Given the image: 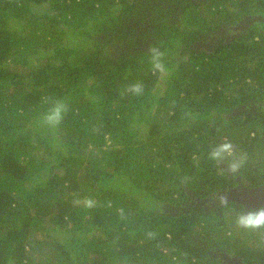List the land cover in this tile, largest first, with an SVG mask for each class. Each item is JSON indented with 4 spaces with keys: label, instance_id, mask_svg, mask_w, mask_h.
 <instances>
[{
    "label": "trees",
    "instance_id": "trees-1",
    "mask_svg": "<svg viewBox=\"0 0 264 264\" xmlns=\"http://www.w3.org/2000/svg\"><path fill=\"white\" fill-rule=\"evenodd\" d=\"M177 5L201 21L179 0H0V264H218L205 243L264 259L239 242H264V228L226 220L236 201H206L234 183L209 154L252 147L227 113L239 85L264 77L240 66L259 46H186L196 32ZM56 100L68 110L53 129L41 118Z\"/></svg>",
    "mask_w": 264,
    "mask_h": 264
},
{
    "label": "flooded vegetation",
    "instance_id": "flooded-vegetation-1",
    "mask_svg": "<svg viewBox=\"0 0 264 264\" xmlns=\"http://www.w3.org/2000/svg\"><path fill=\"white\" fill-rule=\"evenodd\" d=\"M184 1L189 3L191 10L195 11L198 9L202 13V19L205 17L211 19L210 22L199 21L203 25H200L199 29H193L196 33L192 37L193 40L188 42L186 46L191 43L194 49H204L207 52H214L220 45H229L230 48H233L234 46L242 47L241 42L243 43V46L248 44H252L253 47L259 46L255 50L256 53L250 57L249 61L243 65L240 64V66L241 68L246 67L251 71L261 69L264 72V0L257 1L253 6L248 5V2L238 4V0H226L230 1V5L227 4L225 6L223 4L221 7L220 5H217L220 0ZM184 1L179 0V2ZM208 5H212V11H222L223 15L226 16L216 17L213 13L207 14V12H209L207 10ZM176 8L180 10L177 19L178 22H180L179 24L181 25V30H184L183 27H188L187 31L190 33L191 30H189V28L196 24L197 20L195 22L189 21V19L184 18L181 13V6L177 5ZM204 11L205 13H203ZM184 40L182 41V44L185 42ZM143 46H145V49H151L149 42L144 43ZM253 61H256V64L252 65L251 62ZM258 76L260 75L258 74L257 77ZM252 77L256 78V74L251 75L242 83V85H239L237 88V94L233 99V102L236 101L238 104L227 114L229 116H235L234 120H243L244 127H242V129L244 128L246 131L247 129H250L252 132L250 141H252L253 138L256 141L264 139V84H262L259 88L252 89L251 84L254 80L250 82V86L247 85L248 81L251 80L250 78ZM262 78L264 79V77ZM255 141H252V143L254 144ZM262 155L261 161L258 160L256 163L249 162V166H241L235 173L229 169L228 172L230 171V174L227 173V175L229 176L233 174L234 183L213 192V194L206 199V201H209L207 206L211 209H215L216 205L214 203L221 202L220 197H226V192L229 193L233 189H238L241 183L243 184V187L264 186V154ZM248 167H250V169L247 170L248 174L244 175L245 172H247L246 169ZM246 194L247 193L245 192L240 193L239 190L236 192V195L239 197L249 198L245 197ZM250 200L251 202L248 204L239 203L236 199L230 200L236 201V204L241 207V210L238 212L235 208L226 209L225 211L228 212L227 215L233 211L239 214L241 211L264 206V194L257 195L256 198L252 197ZM227 201H229V199H227ZM221 205L219 204L217 207H221ZM228 233H230V231H228ZM239 242H241L240 245L242 246V242L245 241L240 240ZM261 243L264 244V242ZM204 246L208 248L210 257L217 260L218 264H228L227 255L239 256L249 264H264V259L260 258L258 255H252L256 258L255 260H253L252 257H250V259H245L240 252H238L239 249L236 248L235 243L227 245H209L208 243H205Z\"/></svg>",
    "mask_w": 264,
    "mask_h": 264
},
{
    "label": "clouds",
    "instance_id": "clouds-1",
    "mask_svg": "<svg viewBox=\"0 0 264 264\" xmlns=\"http://www.w3.org/2000/svg\"><path fill=\"white\" fill-rule=\"evenodd\" d=\"M152 69L153 71H165V65L162 62L163 53L157 48L151 49ZM132 91L139 93L142 90V86L137 84L132 86ZM68 110L67 103L63 100H56L52 103L51 107L41 118L42 124L50 128L55 129L62 122L65 113ZM210 158L216 161H222L229 157H236L235 149L233 144L224 142L218 145L210 154ZM244 157H236L230 162V169L232 172H236L244 162ZM220 201L223 204L227 203L226 197H220ZM85 206L92 207L94 202L89 199L86 200ZM238 226L248 229H259L264 228V206L259 208L241 211L236 219Z\"/></svg>",
    "mask_w": 264,
    "mask_h": 264
},
{
    "label": "rangeland",
    "instance_id": "rangeland-1",
    "mask_svg": "<svg viewBox=\"0 0 264 264\" xmlns=\"http://www.w3.org/2000/svg\"><path fill=\"white\" fill-rule=\"evenodd\" d=\"M257 1H262V0H238L237 1V3L239 4V3H242V2H248V5H250V6H253ZM40 8H42V9H44V6H40ZM209 9V8H208ZM201 21H205V22H210L211 21V19H208V18H204V19H200ZM200 25H203V24H201L200 22H198V24L196 23V24H194V25H192L190 28H189V30H193V29H199L200 28ZM81 43V42H80ZM91 46H92V48L91 49H93V48H95V45H94V43H91ZM90 46V47H91ZM180 47H182L181 45H180ZM167 52H166V56H168V54H170V55H172V56H175L176 54L174 53V52H172V51H170V50H166ZM169 52V53H168ZM251 64L252 65H254V64H256V61H253V62H251ZM241 65H243V64H241ZM168 73H167V71H166V69H165V71L164 72H161V78H162V84L165 86V79H164V76H166ZM251 80H249L248 81V84L247 85H249L250 84V82L251 81H253V83L251 84V88L252 89H256V88H259L262 84H264V79L261 77V76H258L257 77V75H256V78H250ZM250 86V85H249ZM252 126V125H251ZM250 130V129H249ZM252 141H255L254 140V138L252 139ZM234 149H235V147H234ZM236 151V150H235ZM262 154H264V139H260V140H256L255 142H254V144L252 143V147H250V152H249V154H246L247 155V157L245 158V160H244V162L243 163H248V161L249 162H253V163H256L258 160L259 161H261V156H263ZM245 155V156H246ZM240 156H243V155H236V157H240ZM236 157H229V158H227V163H230L231 161H232V159H234V158H236ZM244 157V156H243ZM248 169H250V167H248L247 169H246V171L248 170ZM248 174V171L247 172H245V174L244 175H247ZM172 210H173V208H171L170 209V211L172 212ZM175 212V211H174ZM226 215H224L225 216V219L226 220H228V219H231L233 216L232 215H230V214H235V216H236V219H237V216H238V213H236V212H231V213H229V215H227V213L228 212H224ZM250 233H251V231L252 230H248ZM243 238H246V240H245V242H244V244H248V246H251V247H254L255 249H257L258 247H263L264 246V244L263 243H261V240L259 239V240H254V239H251V237H248L247 236V234L246 235H244L243 236Z\"/></svg>",
    "mask_w": 264,
    "mask_h": 264
},
{
    "label": "water",
    "instance_id": "water-1",
    "mask_svg": "<svg viewBox=\"0 0 264 264\" xmlns=\"http://www.w3.org/2000/svg\"><path fill=\"white\" fill-rule=\"evenodd\" d=\"M243 184L241 183L240 187L237 189H233L231 190L229 193H227V199L229 200H233L236 199L238 200L239 203H245L248 204L251 202L250 199H252V197L256 198L257 195L260 194H264V186L261 187H243ZM238 190L240 191V193H247L245 197H249V198H243V197H239L236 195V192H238ZM227 259H228V264H249L246 261H244L241 257L239 256H231V255H227Z\"/></svg>",
    "mask_w": 264,
    "mask_h": 264
}]
</instances>
